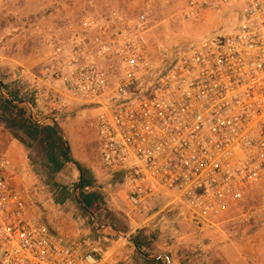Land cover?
<instances>
[{
  "label": "built area",
  "instance_id": "1",
  "mask_svg": "<svg viewBox=\"0 0 264 264\" xmlns=\"http://www.w3.org/2000/svg\"><path fill=\"white\" fill-rule=\"evenodd\" d=\"M237 3L230 33L192 46L165 73L145 43L146 16L126 23L113 13L91 41L74 35L55 46L44 81L64 90L54 91L50 107L61 112L71 101L100 111L93 126L101 162L123 173L132 210L162 203L218 226L264 193V0H188L182 17ZM99 60L118 63L115 86ZM133 90L139 95L130 98ZM100 257L91 238L68 242L30 218L0 162V264H99Z\"/></svg>",
  "mask_w": 264,
  "mask_h": 264
},
{
  "label": "rangeland",
  "instance_id": "2",
  "mask_svg": "<svg viewBox=\"0 0 264 264\" xmlns=\"http://www.w3.org/2000/svg\"><path fill=\"white\" fill-rule=\"evenodd\" d=\"M187 1L132 0L121 9L109 11L103 25L111 22L113 13L125 16L126 23L146 16L145 43L158 71L165 73L192 46L230 33L240 19L241 5L237 3L226 10L207 11L187 20L182 17ZM99 8L84 0H9L0 8V51L21 61L45 55L54 46L67 43L75 35L76 28L90 17L100 15L104 19L108 11ZM116 30L117 27L112 29L113 32ZM99 65L115 86L122 76L118 63L99 60ZM135 95H139L138 90H133L129 97ZM70 105L76 106L71 119L74 131L69 133L74 157L78 161L82 158L83 165H95L99 176L97 189L106 200L105 216L108 214L110 220L134 230L127 239L114 243L92 239L101 251L99 264H148L129 241L132 234L142 229L147 234L144 241L150 243L146 252L169 258L171 264H226L230 255L248 258L249 264H264V193L247 198L226 222L218 226L200 225L188 220L180 210L167 208L162 203L153 205L155 211H159L155 215L145 212L146 206L132 210L121 174L104 168L100 161V138L93 126L100 111L77 102L69 101ZM48 112L52 114L50 110ZM83 135L88 145L84 155ZM78 179L79 171L71 164L57 176L56 186H48L38 178L39 185L27 190V202L37 208L43 218H49L52 211L48 204L71 192ZM127 214L133 221H126Z\"/></svg>",
  "mask_w": 264,
  "mask_h": 264
},
{
  "label": "crops",
  "instance_id": "3",
  "mask_svg": "<svg viewBox=\"0 0 264 264\" xmlns=\"http://www.w3.org/2000/svg\"><path fill=\"white\" fill-rule=\"evenodd\" d=\"M85 3L91 5L99 6V10H107L108 13L105 14L106 17H90L81 27L76 28L75 35L86 36L88 41H91L93 37L97 34L98 28L104 24V20L107 21L109 11L121 9L125 5L131 4L132 0H84ZM123 9V8H122ZM94 22L97 23L94 26ZM72 37L68 40L66 45L70 44ZM64 44V45H65ZM57 46V45H56ZM55 46L45 55H39L37 57L21 61L15 59L11 54H5L0 51V84H8L13 81H20L25 86V90L32 93L36 98V112L39 114L47 124L56 123L63 131L65 138L69 142L71 152L73 151L70 141V132L74 131V121H72L73 113L76 110V106H68L61 112H55L50 107L51 98L55 95L54 91L64 90L62 83L58 82L51 87L44 81V73L46 68L51 64V60L54 54ZM54 89V90H53ZM48 110H50L49 114ZM68 130V131H67ZM83 145L82 155L85 154L87 148L86 137L83 135ZM85 142V143H84ZM87 145V146H86ZM91 148V145H89ZM73 155V152H72ZM74 157V155H73ZM76 160V158L74 157ZM5 161L7 164V169L9 176L11 178V184L13 188L21 195L25 200L28 215L30 218H38L44 224L49 225V228L53 231L52 233L63 237L66 241L71 242L80 238H99L108 242H116V240H121L123 238L127 239V235L131 234V231L126 225L121 224L119 221L110 220L108 214L105 216V210L100 215L99 219L94 221L89 216L85 215L80 209L76 201L69 198L62 203L57 201H51L48 207L51 209V217L43 218L40 215V211L33 207L29 201L27 202L28 193L27 190L32 188L34 185H39L38 177L33 172L29 163V150L28 148L15 140L11 133L5 129L4 126L0 125V162ZM82 164L83 160H76ZM101 161V157H100ZM83 165V164H82ZM85 168L91 171L95 179L98 180V174L95 172L96 168L93 164L83 165ZM121 174V179L123 178L122 172H117ZM126 198L127 193L124 190ZM104 196V195H103ZM155 203L146 205L145 212L152 213V215L158 214L159 211H155L156 206L153 207ZM113 217L116 216L113 214ZM126 219L128 221L131 216L127 214ZM116 219V218H115ZM133 221L130 219L129 221ZM119 223L121 225H119ZM248 258L242 256L230 255L227 258L226 264H249Z\"/></svg>",
  "mask_w": 264,
  "mask_h": 264
},
{
  "label": "trees",
  "instance_id": "4",
  "mask_svg": "<svg viewBox=\"0 0 264 264\" xmlns=\"http://www.w3.org/2000/svg\"><path fill=\"white\" fill-rule=\"evenodd\" d=\"M25 89L20 81L0 84V125L28 148L30 166L46 185L56 186L57 176L67 165H74L79 171V179L72 191L64 193L57 202L62 203L71 198L85 215L94 221L98 220L106 210V200L97 189V179L74 159L62 129L56 123L47 124L40 118L36 112L35 96ZM146 235V230L142 229L129 238L138 255L148 264H167L152 252H146V249H150L148 240L144 241Z\"/></svg>",
  "mask_w": 264,
  "mask_h": 264
}]
</instances>
